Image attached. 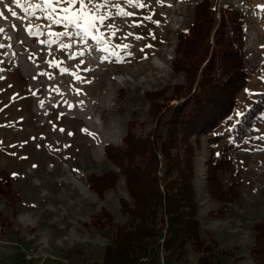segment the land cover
Wrapping results in <instances>:
<instances>
[{"label": "rangeland", "instance_id": "obj_1", "mask_svg": "<svg viewBox=\"0 0 264 264\" xmlns=\"http://www.w3.org/2000/svg\"><path fill=\"white\" fill-rule=\"evenodd\" d=\"M139 2L143 7L93 0L92 15L105 19L89 25L88 17L63 19L44 0H0V180L5 186L6 171L17 195L11 203L0 193V264L99 260L115 229L96 228L95 216L105 208L118 224L129 219L121 208V198L131 200L124 176L104 197L88 187V177L118 170L104 146H124L129 122H135L137 135L153 130L146 92L169 87L170 95L173 86L185 83V74L173 68L177 34L188 30L195 4L205 8L206 0ZM210 2L218 10L217 23L228 3L247 20L243 61L249 81L230 125L221 129L228 138L230 127L264 92V0ZM117 4L130 15H117ZM216 28L203 35L204 43H213ZM202 141L195 182L202 229L219 248L234 252L219 255L221 264H255L249 249L254 225L264 219V113L232 151L243 177L242 196L223 218L209 213L219 205L204 190L208 149ZM164 169L161 162L160 176ZM221 176L226 185L233 180L228 173ZM160 253L163 264H176ZM189 258L188 264H197L194 252Z\"/></svg>", "mask_w": 264, "mask_h": 264}, {"label": "trees", "instance_id": "obj_2", "mask_svg": "<svg viewBox=\"0 0 264 264\" xmlns=\"http://www.w3.org/2000/svg\"><path fill=\"white\" fill-rule=\"evenodd\" d=\"M217 11L210 0L205 8L198 2L188 30L177 34L173 68L185 74V83L173 86L170 95L169 87L146 92L155 121L153 130L137 135L135 122H129L124 146H104L106 157L118 170L91 174L88 187L104 197L124 176L131 200L121 198V208L129 219L118 224L103 208L92 224L100 230L115 229L112 240L101 259L79 264H163L162 250L164 257L176 264H188L191 252L196 254L197 264H221L219 255H234L232 250L219 248L218 240L206 236L200 224L197 156L205 139L204 190L219 205L209 213L223 218L229 204L242 196L243 177L232 151L245 142L255 120L264 113V92L245 109L225 138L221 129L230 125L238 97L249 81L243 61L247 20L228 3L220 8L217 23ZM213 26H217L213 43L209 39L204 43L203 35L210 36ZM174 99L182 100L170 103ZM161 162L165 165L163 176L159 175ZM1 173L5 186L0 180V193L15 203L11 177L4 170ZM224 173L233 178L228 185L222 179ZM254 229L250 255L255 264H264V219Z\"/></svg>", "mask_w": 264, "mask_h": 264}, {"label": "snow or ice", "instance_id": "obj_3", "mask_svg": "<svg viewBox=\"0 0 264 264\" xmlns=\"http://www.w3.org/2000/svg\"><path fill=\"white\" fill-rule=\"evenodd\" d=\"M112 2L113 0H105V3ZM123 2L127 4H134V6L137 7H143L139 0H123ZM92 3L93 0H44V4L50 7L53 13H56L57 9H59L60 13L63 14V19L72 20L75 22L77 19H84L85 17H88L89 25H93L97 19L100 21L105 19L103 16L92 15L93 9L89 7V5H92ZM76 5H79V9H76ZM36 6L39 7V5ZM114 6L118 9L116 13L117 15H130L129 13L120 10V6L118 4ZM97 7H103V4L97 5ZM69 13H71V15H69ZM12 14L16 15L15 12ZM56 22H59V20ZM77 27H79V24H77Z\"/></svg>", "mask_w": 264, "mask_h": 264}]
</instances>
